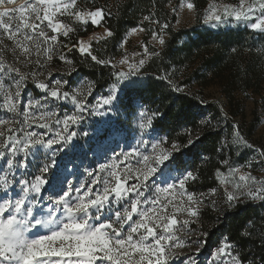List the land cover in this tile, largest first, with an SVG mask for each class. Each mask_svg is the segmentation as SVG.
<instances>
[{
  "label": "snow or ice",
  "instance_id": "obj_1",
  "mask_svg": "<svg viewBox=\"0 0 264 264\" xmlns=\"http://www.w3.org/2000/svg\"><path fill=\"white\" fill-rule=\"evenodd\" d=\"M90 5L84 9L77 0H0V109L10 114L0 117V264H199L198 254L207 240L191 235L198 231L192 225L201 215L200 205L218 188L189 191L199 176L180 157L208 134L217 137L212 146L218 158L213 177L223 187L228 215L227 210L235 214L264 209V176L241 172L264 166V145L250 143L237 124L229 125L231 132L221 138L224 125L219 116L227 121L222 106L217 117L201 114L198 121L182 108L172 112L171 104L165 111L148 108L143 95L125 106L122 90L141 83L146 60L160 56L166 45L170 24L148 12L130 31L149 33L148 43L158 41L161 49L150 53L148 43L141 41L142 52L129 56L125 50L118 60L105 59L93 49L92 40L106 45L115 37L108 26L113 14L95 0ZM187 9L195 12L196 6L188 2ZM172 11L175 14V8ZM201 15L213 27L235 20L264 40V0L212 4ZM75 25L100 26L104 31L73 42ZM124 43L122 37L121 49ZM73 52L89 66L111 70L114 79L104 95H95L94 80L73 85L55 79L51 71L40 78L57 53L60 61L72 64L68 54ZM156 79L173 93L186 91L167 73ZM29 87L38 91L27 94ZM68 104L71 111L66 110ZM121 108L128 122L123 143L104 142L97 150L89 147L75 159L66 158L76 140L89 136L80 130L88 116L119 113ZM181 128L183 135L173 136ZM240 149L253 158L234 167L231 154L244 155ZM211 204L215 208L216 201ZM258 218L264 220V215ZM244 229L237 240L218 241L209 253L210 264H264V231L254 236L247 223ZM193 245L194 251H174Z\"/></svg>",
  "mask_w": 264,
  "mask_h": 264
},
{
  "label": "trees",
  "instance_id": "obj_2",
  "mask_svg": "<svg viewBox=\"0 0 264 264\" xmlns=\"http://www.w3.org/2000/svg\"><path fill=\"white\" fill-rule=\"evenodd\" d=\"M80 2L86 7L91 6L90 0H80ZM95 3L98 6H104L106 11H111L113 14L108 20V26L116 35L114 38H109L106 45L104 44L107 53H112V55L115 54L116 45L123 34L129 28L140 24L143 15L154 12L160 17L161 23L167 19V13L161 0H95ZM64 22L73 24V22ZM75 27L77 33L71 37L73 42L77 40L78 36L92 31L98 26L89 25L86 29H82L80 25H75ZM168 34L169 37L159 62L163 74H160L159 71L153 72L155 74L149 72L150 75L144 78V83H138L131 88H124L121 96L124 105H129L130 101H135L137 97L143 95L147 97L146 106L152 109L158 108L160 111H165L171 104L172 112L182 108L196 121L201 118V114L204 117H217L221 108L220 105L216 102L206 101L201 94L202 90L190 91V89L197 84L203 88L212 79H218L224 95L229 100L227 121H224L222 115L219 116L224 125L221 133V138H223L226 133L231 132L229 127L231 117L241 114L240 106L235 104L233 100V92L252 89L255 92L263 93L264 96V40H258L253 32L233 29L217 31L199 28L178 31L169 29ZM184 36L188 39L181 41ZM65 42L67 43V41ZM98 54L103 58L100 52ZM58 55L57 53L51 61L56 67L61 64ZM68 59L73 61L71 66L72 69H75V72L67 77L72 84L74 83V76L78 75L87 80L96 81V90L101 92L114 79L110 75V69L105 68L101 71L99 67L89 66L87 62L82 61L78 52L68 54ZM192 63L195 64L194 68L186 72ZM184 69L185 72H180ZM165 73L174 83L185 87L187 90L184 93H173L165 83L156 79ZM28 91L34 95L38 90L29 87ZM120 122L123 123L124 121L121 120ZM256 122L257 118L255 117L248 124L246 130L248 137L251 135ZM212 123H215V119L212 120ZM196 131L193 132V135L196 134ZM178 135H183L182 128L173 133V136ZM216 139V136L208 134L195 149H191L180 157V160L190 165L199 176L198 181L189 188L190 190L194 189L193 186L195 185L198 191L206 192L209 187L217 185L213 173L218 166V158L212 152V146ZM198 152L201 153V158H197ZM231 159L233 165H236L244 161V156L238 157L233 151ZM240 207L243 208L242 205ZM227 211L228 215L225 214L224 209L220 213L214 212L208 207L201 211L202 230L209 234L207 237L203 236V239L207 240L209 249L214 248L221 239L229 237L232 240L239 239L240 233L245 230L244 225L246 223L254 236L264 231V220L258 218L260 215H264V209L246 208L235 214H231L234 210ZM253 217L256 218L252 219Z\"/></svg>",
  "mask_w": 264,
  "mask_h": 264
},
{
  "label": "rangeland",
  "instance_id": "obj_3",
  "mask_svg": "<svg viewBox=\"0 0 264 264\" xmlns=\"http://www.w3.org/2000/svg\"><path fill=\"white\" fill-rule=\"evenodd\" d=\"M162 1H163L164 10L167 13L166 21L170 24V29L172 31H178L181 29L191 30V29L199 28V29H208L212 31L233 29V30H243V31L247 30L251 32L250 30L246 29L243 24L238 25L235 20H232L231 23L220 24L218 27H213L211 24H205L203 22V16L201 14L207 10L209 5L215 4L219 6L223 4H236L238 0H161V2ZM77 2L80 8H84V9L88 8L83 3H81L80 0H77ZM188 2H193L195 4L196 6L195 12L187 9ZM173 8H175L176 10L175 14H173V11H172ZM64 21H67L69 23L73 22L71 19H67V18H65ZM140 22H141V19H140ZM132 28H129L122 36L125 39L124 48L121 49L119 47V43H120L119 41L116 45L114 55H112V53L108 54L105 48L106 46H104V43L103 42L98 43L96 39L92 40L93 49H95L98 53L100 52L103 58L105 59L111 58L114 61L118 60L124 54L125 50L129 56H132L133 53L142 52V49L140 47V42L144 41L145 43H148L151 40V36L149 33H144V32L133 33L130 31ZM103 31H104L103 27L98 26L96 29L92 31H88L78 36L77 40L78 39L88 40V38L92 37L94 34L96 36H99L100 34L103 33ZM168 37H169V34L167 32L166 40ZM187 39L188 38L184 36L183 38H181V41H185ZM148 47H149L150 53L161 49V46L159 45L158 41L148 43ZM161 56H162V52L160 56L150 57L146 60V63L142 70L143 74L138 78L141 81V83L142 82L144 83V78L150 75L149 72H151V74H155L153 72L159 71L160 74H163V70H161L160 68L162 66L159 63ZM140 58L141 57H136L137 60ZM5 59L7 62L12 63V57L10 55L6 54ZM194 66L195 64L192 63V65L187 68L186 72H189L192 68H194ZM172 69L174 68L172 67ZM70 70H72L71 64L61 61V64L59 65V67H56L51 63V61H49L46 67L41 70L40 78L44 79L47 76L48 72L51 71L55 79L69 80L67 78L68 77L67 73H69ZM180 72L182 73L185 72V69ZM81 80H87V79H85L84 77L78 76V75L74 76L73 85L78 84ZM83 87H86V85H84ZM107 88L101 92L99 90H95V95L96 96L104 95L107 91ZM123 90L121 92V96H122ZM192 90H197V91L202 90L201 94L203 95L206 101L218 103L220 107L221 106L223 107L224 112L227 114L228 107H229V100L224 95L218 79H212L209 82V84L203 88H201L200 85L198 84L194 85L190 89V91ZM27 94H31V93L28 91ZM233 96H234L233 100L235 104H238L240 106L241 114L231 117V121H230L231 124H237L241 131V134L250 143L254 144L256 147L264 145V96H263V93L255 92L252 89H249L246 91L238 90V91L233 92ZM90 99H92L94 102V97ZM0 102H2V100H0ZM64 110L65 109H62L61 111H64ZM66 110L71 111L70 104L67 105ZM125 116H126L125 108H121L119 113H116L115 111H109L106 113V115L102 117L101 116H88L84 124L80 126V130L82 132L83 131L88 132L89 136L83 139L76 140L73 143V146L67 151L66 158L75 159L76 157L83 155V153L86 152L89 147H91L93 150H97L101 146V144L104 142L123 143V137L127 135V129H128V122L125 120ZM0 117L9 118L10 114L6 113L3 109H0ZM255 117L257 118V122L255 123V126L252 130L251 135L248 137L247 136L248 133L246 131L247 126L251 122V120ZM121 120H123L124 122L123 123L120 122ZM219 120H220V123L223 125V120L222 119H219ZM215 123H217L216 119H215ZM240 151L244 153L243 155L244 161L242 163L233 165L234 167H239L241 164H244L246 160L253 158V154L251 152L245 149H240ZM89 156H90V153H89ZM190 170H193L191 166H190ZM223 171L225 175H227V169L225 168L223 169ZM248 171H251L252 175L256 176L258 179L264 176V166H261V165H256L251 170H249L246 167L241 169L242 173L248 172ZM235 179L239 180V174H237ZM193 187L194 189H191V190L189 189V191H194L197 193L200 192L198 191L197 187H195V185ZM215 187L218 188L217 194L211 197L208 201H206L205 204L200 205L201 211L205 207H208L217 213H220L224 209L223 200H222L223 187H221L218 184V182ZM211 200L216 201L215 208H213L211 204ZM192 227L194 229H197L198 231L193 232L191 235L200 236V238L204 240L203 239L204 232L202 230V221L200 217L197 220V222L194 225H192ZM178 234L183 235V233H178ZM217 246L218 244L214 248H211V249L206 247L200 254H198L199 264H210V261L212 260V258L209 253L210 251L215 250ZM195 247L196 245H193L191 249L185 248L183 250L177 248V249H174V251L189 252V251H194Z\"/></svg>",
  "mask_w": 264,
  "mask_h": 264
}]
</instances>
